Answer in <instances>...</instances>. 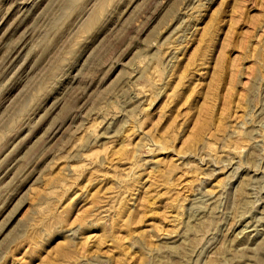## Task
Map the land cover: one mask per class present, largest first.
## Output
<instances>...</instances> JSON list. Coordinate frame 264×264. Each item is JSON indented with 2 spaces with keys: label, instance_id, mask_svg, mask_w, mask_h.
I'll list each match as a JSON object with an SVG mask.
<instances>
[{
  "label": "rangeland",
  "instance_id": "374dc122",
  "mask_svg": "<svg viewBox=\"0 0 264 264\" xmlns=\"http://www.w3.org/2000/svg\"><path fill=\"white\" fill-rule=\"evenodd\" d=\"M0 264H264V0H0Z\"/></svg>",
  "mask_w": 264,
  "mask_h": 264
}]
</instances>
